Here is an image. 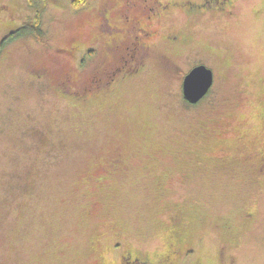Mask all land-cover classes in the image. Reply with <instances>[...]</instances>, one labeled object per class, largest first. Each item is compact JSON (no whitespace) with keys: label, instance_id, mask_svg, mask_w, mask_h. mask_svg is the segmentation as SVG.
Segmentation results:
<instances>
[{"label":"rangeland","instance_id":"374dc122","mask_svg":"<svg viewBox=\"0 0 264 264\" xmlns=\"http://www.w3.org/2000/svg\"><path fill=\"white\" fill-rule=\"evenodd\" d=\"M69 2L0 0V264H264V0Z\"/></svg>","mask_w":264,"mask_h":264},{"label":"water","instance_id":"95a60500","mask_svg":"<svg viewBox=\"0 0 264 264\" xmlns=\"http://www.w3.org/2000/svg\"><path fill=\"white\" fill-rule=\"evenodd\" d=\"M214 82V72L205 63L193 66L183 77V98L190 103H197L210 90Z\"/></svg>","mask_w":264,"mask_h":264},{"label":"flooded vegetation","instance_id":"af4514ba","mask_svg":"<svg viewBox=\"0 0 264 264\" xmlns=\"http://www.w3.org/2000/svg\"><path fill=\"white\" fill-rule=\"evenodd\" d=\"M103 17L104 18H107V16H106V14L105 13H103ZM135 26V25H134ZM137 28H138V26H137ZM139 29H141L140 27H139ZM10 31H13V30H10ZM9 31V32H10ZM8 32V33H9ZM7 34L5 33L4 34V37L6 36ZM3 37V38H4ZM2 40V39H1ZM0 40V41H1ZM140 44V46H142V47H145L146 49L148 48V46L147 45H144L143 46V44H141V43H139ZM144 48V49H145ZM114 57V56H113ZM112 68V70L110 71L111 72V79H115V75L117 74V72H116V69L118 70L119 69V67L117 66V67H113V66H110V69ZM98 78H96L95 77V79H93V81L94 82H91V86H94V84L95 85H97L99 82H98V80H97ZM102 85L101 84H99V85H97L96 86V88H100ZM105 86V85H104ZM87 90L88 89H90V87H87L86 88ZM99 90V89H98ZM261 158H262V163H261V165H263L264 166V153L262 154V156H261ZM117 160H121V158H119V157H117ZM109 165H112V166H114V167H118V165H119V162H113V161H110L108 164H106V165H104L103 166V168L104 169H106V168H108V167H110ZM120 260H122V263L123 264H172L171 263V258H166V259H161V260H156V261H153L151 258H149V257H147V256H143V255H141L140 253H137V254H131L129 251L128 252H123L122 254H121V257H120ZM101 264H105V263H101Z\"/></svg>","mask_w":264,"mask_h":264},{"label":"trees","instance_id":"16d2710c","mask_svg":"<svg viewBox=\"0 0 264 264\" xmlns=\"http://www.w3.org/2000/svg\"><path fill=\"white\" fill-rule=\"evenodd\" d=\"M88 3V0H70L69 6L74 9H80L84 8ZM34 33L36 35H41V22H40V16L38 13H36L35 18H31L30 20H27L24 22V24L19 27L17 30L10 31L7 33V35L2 38L0 41V47L4 46L8 40L11 39H17L20 38L25 33ZM186 105H191L193 103L188 102L185 100Z\"/></svg>","mask_w":264,"mask_h":264}]
</instances>
